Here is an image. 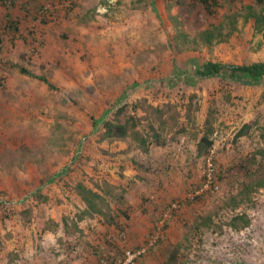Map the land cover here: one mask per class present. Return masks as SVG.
Returning a JSON list of instances; mask_svg holds the SVG:
<instances>
[{
	"label": "rangeland",
	"instance_id": "1",
	"mask_svg": "<svg viewBox=\"0 0 264 264\" xmlns=\"http://www.w3.org/2000/svg\"><path fill=\"white\" fill-rule=\"evenodd\" d=\"M218 1L0 3V264H121L156 235L134 264H264V76L195 74L263 62L264 5ZM204 136L220 189L191 198Z\"/></svg>",
	"mask_w": 264,
	"mask_h": 264
},
{
	"label": "trees",
	"instance_id": "2",
	"mask_svg": "<svg viewBox=\"0 0 264 264\" xmlns=\"http://www.w3.org/2000/svg\"><path fill=\"white\" fill-rule=\"evenodd\" d=\"M193 3H198L202 6L204 12L206 13L207 17H215L218 14V11L221 10V5L218 0H191ZM254 4L257 6H263L264 5V0H253ZM0 3L10 10V8L13 7V3H11V0H0ZM27 9V8H26ZM6 18H10L9 16V11H7V14L5 15ZM18 22H9L7 26H5L6 29L10 33H15L18 30ZM1 41V40H0ZM2 48H0V51ZM9 66L16 68L19 70V72L23 75L31 76L37 80H40L44 83H46L50 88H53V86L48 83V80H46L42 76H35L29 73L26 68L18 63H7ZM195 74L197 77L200 78H209V77H222V78H229L231 80L237 81L239 83L242 82H252L255 80H258L264 76V61L263 62H257V63H251L248 65H225L219 62H206L204 65L200 66L199 68L196 69ZM57 89V88H55ZM59 90V89H57ZM68 99L73 105H77L76 100L67 94ZM82 109V108H81ZM131 110L133 112L134 119L137 121V125L140 128L142 132L145 134V138L149 137L148 132L145 131L144 126L138 121L139 120V115H138V108L136 104H132ZM102 128L106 132V134L110 136H122L124 134V127L121 125H113L109 122H104L102 124ZM205 143V147L207 152H209V149L212 146V142L209 141L205 136L201 139ZM220 178V177H219ZM217 180H218V172H217ZM255 187L257 189L259 188H264V179L261 181H258V183H255ZM171 205H167L162 212V217L164 215V212L168 209V207ZM178 211V210H177ZM176 211V212H177ZM175 212V213H176ZM174 213V214H175ZM173 214V215H174ZM172 215V216H173ZM166 221L163 222L162 227H166ZM161 241V237L158 235L155 241L154 246L159 245ZM150 250V249H149ZM121 263V262H120Z\"/></svg>",
	"mask_w": 264,
	"mask_h": 264
},
{
	"label": "built area",
	"instance_id": "3",
	"mask_svg": "<svg viewBox=\"0 0 264 264\" xmlns=\"http://www.w3.org/2000/svg\"><path fill=\"white\" fill-rule=\"evenodd\" d=\"M219 189L220 185L217 180V169L215 163V148L212 145L203 161L201 186L197 191H195L191 198L202 194L216 195L219 192ZM178 209L179 205L177 202L171 203L168 209L164 212L163 220L170 219ZM157 236L158 235L152 236L153 239H148L147 243L143 247H140L135 251H124V260L121 264H134L138 258L146 254L149 249L154 247Z\"/></svg>",
	"mask_w": 264,
	"mask_h": 264
}]
</instances>
